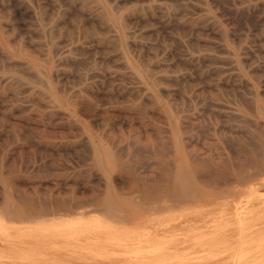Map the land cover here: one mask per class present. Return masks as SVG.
I'll return each instance as SVG.
<instances>
[{"label":"rangeland","instance_id":"1","mask_svg":"<svg viewBox=\"0 0 264 264\" xmlns=\"http://www.w3.org/2000/svg\"><path fill=\"white\" fill-rule=\"evenodd\" d=\"M22 1L0 0V75L15 74L41 88L45 82L58 107L26 97L22 85L0 81V239L33 242L31 248L39 253L30 260L12 257V248L0 244V264H158L148 258L135 261L123 252L139 243L146 251L142 244L155 238L168 245L178 241L177 252L197 251L202 243L207 253L200 264H215V243L231 244L232 264H247L244 253L252 252L254 243L227 236L240 228L234 223L236 206L252 207L264 185L233 182L225 196L155 210L140 204L129 173L109 155H121L137 175L154 178L189 155L227 160L229 167L243 158L245 162L253 136L264 131V0H127L120 5L116 0H26L33 14ZM25 63L38 64L40 70ZM128 67L139 73L142 83L116 78ZM192 181L206 193L217 186L202 177ZM16 192L37 203L49 202V208L52 199L85 201L109 194L119 213L95 211L88 204L78 209L84 213L27 218L6 210L5 199L15 202ZM239 217L244 225L255 221L251 228L264 229L261 208ZM197 224L204 228L188 229ZM172 225L175 229L168 233ZM56 239L62 241L52 244ZM257 260L250 264H264V256ZM182 261L178 264L190 260Z\"/></svg>","mask_w":264,"mask_h":264},{"label":"bare ground","instance_id":"2","mask_svg":"<svg viewBox=\"0 0 264 264\" xmlns=\"http://www.w3.org/2000/svg\"><path fill=\"white\" fill-rule=\"evenodd\" d=\"M127 0H116V5H120L124 2H126ZM157 1V0H155ZM63 2V1H62ZM92 2V1H90ZM89 2V3H90ZM20 3V2H19ZM23 5L26 7V9L28 10L29 13L33 14V11L31 9V7L29 6L28 2L26 0L22 1ZM93 3V2H92ZM212 3V2H211ZM110 4V3H109ZM264 4V3H263ZM262 4V5H263ZM69 5V4H68ZM94 5V4H91ZM189 5V4H188ZM114 6V4H113ZM255 6V5H254ZM261 6V5H260ZM97 7V6H95ZM192 7V6H191ZM101 8V7H100ZM113 8V7H112ZM182 8V7H181ZM180 8V9H181ZM264 8V6H263ZM18 9V8H17ZM99 9V8H98ZM107 9V8H106ZM23 10V9H21ZM199 10V9H198ZM159 11V10H158ZM185 11V10H184ZM199 11H202L199 10ZM204 11V10H203ZM165 12V11H164ZM261 12V11H260ZM103 13V12H102ZM245 13V12H244ZM163 14V13H161ZM175 14V13H174ZM254 14V13H253ZM101 15V14H100ZM99 15V16H100ZM248 16V15H247ZM248 18V17H247ZM264 18V17H263ZM137 19V18H136ZM251 19V18H250ZM208 20V19H205ZM248 20V19H247ZM175 21V20H174ZM250 22V21H249ZM199 23V22H198ZM201 23V22H200ZM244 23V22H243ZM231 24V23H230ZM177 25V24H176ZM163 26V25H162ZM170 26V25H169ZM178 26V25H177ZM181 26V25H180ZM123 27V26H122ZM243 27V26H242ZM241 27V28H242ZM178 28V27H177ZM163 29V28H162ZM181 29V28H180ZM174 30V29H173ZM255 30V29H254ZM258 31V30H256ZM167 34V33H166ZM244 35V34H243ZM172 37V36H171ZM174 38V37H173ZM9 41V40H8ZM152 45V44H151ZM18 47V46H17ZM64 47V46H63ZM62 47V48H63ZM140 47V46H139ZM145 47V46H144ZM175 48V47H174ZM74 49V48H73ZM3 50V49H2ZM161 50V49H160ZM258 50V49H257ZM67 51V50H66ZM18 52V51H17ZM16 53V52H15ZM22 53V52H21ZM121 54V53H120ZM236 55V54H235ZM214 56V55H213ZM239 60V59H238ZM47 60L45 59V62ZM70 61V60H69ZM81 61V60H80ZM85 61V60H84ZM124 63V62H123ZM6 64V63H5ZM227 64V63H226ZM26 66H31L32 68H34L36 71L40 70L38 64L32 63L28 64L25 63ZM55 66V65H53ZM123 66V65H122ZM162 66V65H161ZM47 68V67H46ZM155 70V69H154ZM102 71V70H101ZM105 72V71H103ZM108 74L112 73L110 71H107ZM46 73V72H45ZM106 74V73H105ZM107 74V75H108ZM118 76L116 78L120 77H124L129 79L131 82L133 83H142L139 73L132 69V68H126L124 71L122 72H118L116 73ZM115 75V74H113ZM49 77V76H48ZM186 77V76H185ZM41 78V77H40ZM103 78V77H102ZM36 79V78H35ZM123 79V78H122ZM146 79V78H145ZM4 81L5 83H8L9 85L14 86V83H17V85H22L25 90L27 92V94L25 95L26 97L31 98H39L45 105L50 106L51 108H57L58 107V103L57 100L55 99V97L51 94L50 91H47V88L45 89V82L43 83L42 81L40 82L41 86H43V88L41 87H35L34 85H31L25 81H23L19 76L15 75V74H7V75H0V81ZM44 81V80H43ZM127 81V80H126ZM172 81V80H171ZM177 81V80H176ZM175 82V81H174ZM156 83V82H155ZM2 85V82H1ZM2 88V87H0ZM7 88V87H6ZM16 88V87H15ZM2 91V90H1ZM19 91V90H18ZM3 93V92H2ZM98 94V93H97ZM151 94V93H150ZM130 95V94H129ZM180 95V94H179ZM207 95V94H206ZM1 97V96H0ZM240 97V96H239ZM20 98V97H19ZM64 98V97H63ZM2 99V98H1ZM6 99V97H5ZM4 99V100H5ZM87 100V99H86ZM85 100V101H86ZM244 100V99H242ZM32 101V100H31ZM34 102V101H33ZM39 102V100H38ZM250 102V101H249ZM32 103V102H31ZM63 104V103H62ZM253 104V102H252ZM39 105V103H38ZM208 105V104H207ZM31 106V105H28ZM77 106V105H76ZM210 106V105H209ZM252 107V106H251ZM86 108V107H85ZM247 108V107H246ZM70 109V108H69ZM68 109V110H69ZM254 109V107H253ZM71 110V109H70ZM69 110V111H70ZM248 110H251V108L248 107ZM77 111V110H76ZM104 111V110H103ZM253 111V110H252ZM251 111V112H252ZM71 112H73L71 110ZM61 113L66 116L67 113L65 111H61ZM75 113V112H74ZM254 113V112H253ZM262 113L264 114V111H262ZM211 114V113H210ZM213 115V114H212ZM58 116V115H57ZM240 116V115H239ZM5 117V115H4ZM54 117V116H53ZM232 117V116H231ZM163 118V116H162ZM9 119V118H7ZM65 119V118H64ZM165 119V118H164ZM248 119V118H247ZM5 120V118H4ZM16 120V119H14ZM243 121L245 119H242ZM19 121V120H18ZM241 121V123L243 122ZM249 121V120H248ZM253 121V120H252ZM12 123V121H10ZM20 122V121H19ZM172 122V121H171ZM240 122V121H239ZM259 122V121H258ZM11 123L8 124L11 125ZM190 123L189 122H186ZM252 123V122H251ZM256 123V122H255ZM261 123V122H260ZM257 125L258 126H262L263 125ZM25 124V123H24ZM179 124V123H178ZM247 124V123H245ZM254 124V123H253ZM258 124V123H257ZM45 125V124H44ZM188 126V125H187ZM195 126V125H194ZM193 126V127H194ZM6 127V126H5ZM7 127V128H8ZM189 127V126H188ZM256 127V128H257ZM5 128V129H7ZM47 128V127H46ZM204 127H202L203 129ZM71 130V129H70ZM248 130V129H247ZM261 130V129H260ZM259 130V131H260ZM7 131V130H5ZM33 131V129H32ZM250 131V130H249ZM246 131V132H249ZM245 132V133H246ZM202 133V132H201ZM257 133V132H256ZM66 134V133H63ZM247 134V133H246ZM250 134V133H249ZM35 135V134H34ZM68 135V134H67ZM252 135L249 136L250 138H252ZM9 136H11L9 134ZM8 136V137H9ZM25 136V135H24ZM65 136V135H64ZM3 137V135H2ZM48 137V136H47ZM53 138V137H52ZM65 138V137H64ZM68 138V137H67ZM222 138V137H221ZM11 139V137H10ZM241 139V138H238ZM245 139V138H244ZM249 139V138H248ZM97 140V139H96ZM149 140V139H147ZM254 140V141H253ZM253 140L250 139V142L253 141V144L246 149L247 152V159L245 158V162H243L244 158L242 160H239L238 155L234 156L235 154H233L234 157V161L237 162V160H235L236 158H238V162L237 164H234V167H229V165H227L228 161H210L208 158V160H201L198 159L197 156L194 155H189L188 158H185L183 160H180L179 162V166L177 168L174 169H169V168H164L161 172H160V177H143V176H139L137 175L135 172H133L131 170V167L128 163H125L124 161H121V155L118 157H115L113 154L110 153V158L111 161L117 165L119 168H121L122 171L128 172L130 177L132 178V185H131V189L135 192H137V197L140 198V204L141 205H150L152 206V209L158 210V209H165V208H169L171 209V207L177 205L178 203H183L185 201L191 200V199H196V200H200L202 198H206L208 196L214 195L215 197H219L222 196V194L225 191L229 190V187L231 185V183L235 184V183H245L255 180L254 184H259V185H264V179L262 178V176L264 175V131H260L259 133L255 134L253 136ZM1 141V138H0ZM242 141V140H241ZM30 142H32V140H30ZM97 142V141H96ZM111 142V141H110ZM243 142V141H242ZM245 142V140H244ZM58 143V142H57ZM169 144V142H165L164 145ZM237 143V142H236ZM21 144V143H20ZM35 144V143H33ZM233 144V142H232ZM235 144V143H234ZM244 144V143H239ZM237 146H240V145ZM246 144V143H245ZM24 145V144H23ZM22 145V146H23ZM160 145V144H159ZM236 145V144H235ZM2 146V145H1ZM5 146V145H4ZM35 146V145H34ZM38 146V144H37ZM41 146V145H40ZM142 146V145H141ZM168 146V145H166ZM172 146V145H171ZM169 148H172V147ZM6 147V146H5ZM77 147V146H76ZM144 147V146H143ZM234 148V146H232ZM243 147V146H241ZM28 148V147H27ZM41 149V147H39ZM121 148V147H120ZM119 148V149H120ZM141 148V147H139ZM165 148V146H164ZM191 148V147H190ZM246 148V147H245ZM13 149V148H12ZM17 149V146H16ZM138 149V148H137ZM229 149V147H228ZM142 150V149H141ZM147 150V149H146ZM245 150V149H244ZM63 151V150H62ZM121 151V150H120ZM137 152H139V150H136ZM143 151V150H142ZM117 152V151H116ZM150 152V150L148 151ZM171 150L168 152L170 154ZM234 152V151H233ZM237 152V151H236ZM92 153V152H91ZM118 153V152H117ZM116 153V154H117ZM140 153V152H139ZM151 153V152H150ZM231 153V152H230ZM239 153V151H238ZM246 153V151H245ZM244 153V154H245ZM137 154V153H136ZM242 154V153H241ZM124 155V154H123ZM232 155V154H231ZM93 156L95 158L98 157L97 153H94ZM141 156V155H140ZM164 157V155H162ZM203 156V155H202ZM243 156V154H242ZM120 157V159H119ZM123 157V156H122ZM143 157H147L144 156ZM142 157V158H143ZM167 159V157H164ZM169 158V157H168ZM173 158V157H172ZM131 159V158H129ZM128 159V160H129ZM150 159V156H149ZM226 159V158H225ZM147 160V159H146ZM163 160V159H162ZM165 160V159H164ZM163 160V161H164ZM168 160V159H167ZM224 160V159H223ZM9 161V160H8ZM166 161V160H165ZM164 161V162H165ZM168 162H170V166H171V160H168ZM249 162V163H248ZM136 163V162H135ZM155 163V162H154ZM247 163V166L249 169H247L245 167ZM134 164V163H133ZM157 164V163H155ZM186 165V171H185V167L184 165ZM60 165V164H59ZM150 165V164H149ZM158 165V164H157ZM161 165V164H159ZM233 165V164H232ZM250 165V166H249ZM12 166V165H11ZM163 166V165H162ZM51 167V166H50ZM184 167V168H183ZM60 168V167H59ZM140 167H138L139 169ZM247 170H246V169ZM62 169V168H61ZM5 172V171H4ZM152 172V171H151ZM154 172V171H153ZM9 173V172H8ZM155 173V172H154ZM153 175V173H151ZM112 175V174H111ZM157 175V174H156ZM3 176H5V178L8 176H6V174H4ZM194 177H199V178H205L207 181H214L217 182L216 183V187L214 185V189L213 191H210L208 193L204 192L201 190V187L197 186L196 183H194L192 181V179ZM4 178V180H5ZM85 178V177H84ZM0 179H2V174L0 173ZM7 179V178H6ZM98 180V179H97ZM206 181H204L205 183ZM203 183V182H202ZM203 183V184H204ZM64 184V183H63ZM206 184V183H205ZM212 185V184H211ZM240 184H235L233 186H238ZM194 186L197 187V190L194 189ZM207 186V184H206ZM212 187V186H210ZM233 188V187H231ZM102 191V190H101ZM22 192V191H21ZM233 192V191H231ZM238 192V191H237ZM262 192V191H261ZM103 193V192H102ZM236 193V192H235ZM229 194V193H228ZM15 196V202L13 200H11L10 198L5 199L4 201V205L6 207L7 212L9 213H17L19 216H24V217H37L40 215H55L56 213H62L65 215H69V214H75V212L78 213H84V212H80L78 209H82L84 208L86 205L90 204L92 209H94L95 211H104L105 213H110V214H117L119 213V210L115 207L114 203H113V198L112 196H110L108 194V196H106L105 198H99L98 196H93L91 198H87L85 201L81 200V199H76L73 202H64V201H53L55 199H52V207L49 208V205L47 206V203L49 202H44L42 201L41 203H37L36 200H33L31 198H29L28 196L24 195L23 193L20 192H16L14 194ZM116 199L119 197V195L115 194ZM223 196H225L223 194ZM212 197V196H211ZM162 200H164V203L162 204ZM41 201V200H40ZM49 201V200H48ZM168 201V202H167ZM224 201V200H223ZM222 201V202H223ZM249 201V199L247 200ZM54 202V203H53ZM161 203V204H159ZM190 203V202H189ZM257 205V206H256ZM227 206V205H226ZM252 207H242L239 208L238 206H236V208L234 209L233 215H236L235 218H238L235 220L234 223H236L240 228H238L237 230H234V234L231 233L230 235L227 236V238L229 239V237L231 236H237L235 238L236 241L242 239V241L246 242L248 245H250L251 243H254V248L252 250V252H250V249L248 251H246L244 253V262H246L247 264H250L251 262H257L258 258L264 256V229L263 228H251L250 225H255L257 222L253 221L250 222L248 226L244 225V220L242 218L239 217V214H246L249 213L251 211H253V208H261L262 210H264V194H261L258 199L251 204ZM176 207V206H175ZM229 207V206H228ZM144 208V207H142ZM174 208V207H173ZM191 208V207H189ZM222 208V207H221ZM208 209V207H207ZM218 209V208H217ZM88 211V209H84L83 211ZM125 210V209H124ZM152 211V212H155ZM213 210V209H212ZM216 210V208H215ZM222 210V209H221ZM225 210H227L225 208ZM223 210V211H225ZM100 211V212H101ZM182 211V210H180ZM222 211V212H223ZM99 212V213H100ZM226 212V211H225ZM228 212V211H227ZM168 213V212H167ZM196 213V212H195ZM203 213V211L201 212ZM101 214V213H100ZM151 215V214H150ZM208 214H206L207 216ZM203 216H205V213L203 214ZM193 217V216H192ZM195 217V216H194ZM201 217V216H199ZM189 217H187L186 220H188ZM203 218V217H202ZM228 218V217H227ZM226 218V219H227ZM98 219V218H97ZM193 219V218H192ZM198 219V216H197ZM201 219V218H200ZM225 219V220H226ZM250 219H254L253 216L250 217ZM104 220V219H103ZM193 220H196L193 219ZM87 221V220H85ZM123 221V220H122ZM190 221V220H189ZM192 221V220H191ZM82 222V221H80ZM84 222V221H83ZM180 222V221H179ZM195 222V221H194ZM227 222H229V218L227 220ZM115 223V222H114ZM125 223V222H123ZM218 223V222H217ZM76 224V223H75ZM79 224V223H78ZM76 224V225H78ZM178 224V223H177ZM214 223H212L213 225ZM235 224V225H236ZM56 225V224H54ZM70 225V224H69ZM68 225V226H69ZM72 225V223H71ZM70 225V226H71ZM74 225V224H73ZM72 225V226H73ZM75 225V226H76ZM82 225V224H80ZM85 225V223L83 224ZM175 225V223H174ZM194 225V224H193ZM210 224V226H208V228L213 226ZM63 226V225H62ZM79 226V225H78ZM77 226V227H78ZM176 226V225H175ZM178 226V225H177ZM180 226V225H179ZM188 226V225H187ZM59 227V226H58ZM57 227V229H58ZM175 229L174 226L172 225L171 227L169 226L167 228V232H170V229ZM68 227L66 226V229ZM181 228H186V226H181ZM201 228H204V225L202 224H197L194 227H190L188 229L192 230H196L199 231L201 230ZM206 228V227H205ZM32 229V228H31ZM43 229V228H42ZM52 229V227H51ZM54 229V226H53ZM165 229V228H164ZM178 229V228H177ZM230 229V228H229ZM245 229H247V232H243ZM43 230H47V229H43ZM49 230V229H48ZM69 231V229H67ZM73 230V229H72ZM122 230V229H121ZM187 230V229H184ZM50 231V230H49ZM120 231V229H119ZM123 232L125 231L124 229L122 230ZM121 231V232H122ZM177 231V230H175ZM183 231V230H181ZM189 230H187L186 232H188ZM38 232V231H37ZM40 232V231H39ZM38 232V233H39ZM164 232H166L164 230ZM178 232V231H177ZM176 232V234H177ZM186 232L184 234H186ZM34 233V232H33ZM36 233V231H35ZM42 233V232H41ZM163 233V231H162ZM190 233V232H189ZM243 233V234H242ZM174 234V232H173ZM32 235V234H31ZM45 235V234H44ZM52 235V234H51ZM85 236V235H84ZM88 236V235H87ZM86 236V237H87ZM90 236V235H89ZM93 236V237H92ZM90 237L94 238L95 240H97V237L95 235H91ZM91 239V238H90ZM2 243V245H4V247H9V249L12 248V251L10 250L9 252H11V256L12 257H22L23 258H27L28 260L35 258L37 255H39V253H36V251L33 250L32 244L33 242L30 241H26V240H21V239H6V238H1L0 239ZM88 240V239H87ZM104 242V240L102 239H98ZM62 240L61 239H56L53 240L51 243L52 244H57L60 243ZM89 241V240H88ZM93 240H91L92 242ZM139 241V240H138ZM170 241V240H169ZM185 242H187L186 240H183ZM189 241V240H188ZM193 241V240H190ZM200 241V240H199ZM205 241V240H204ZM241 241V242H242ZM105 242H108L107 240H105ZM175 242V240L173 241ZM172 242V243H173ZM181 242V241H180ZM197 242V241H196ZM201 242H203V240H201ZM251 242V243H250ZM171 243V242H170ZM171 243V244H172ZM178 244V241L175 242ZM173 243V245H168V243H166V240L164 239H159V238H155L153 241H148L145 245L142 244L143 247H146L147 250L146 251H141L139 249V243L137 248H132V249H124L123 252L128 254V258L133 259L135 261H139L142 260L143 258H148L151 259V261H155L158 264L161 263H165V262H170L173 261L176 264L183 262L182 259L183 257H187L188 260L190 261H185L184 263H196V264H200L202 262V258L206 255L207 252H205V248L203 247L202 243H199V249L197 251H192L188 250L187 252H177L176 251V247L178 248L179 246L177 244ZM195 243V242H194ZM180 244V243H179ZM193 244V243H192ZM192 244H186L187 247H192ZM95 245V244H94ZM128 243H123V247H127ZM183 247V246H181ZM231 244H226V245H217L215 243V264H232V262L230 261V258L232 256V254H230V249H231ZM16 248V249H14ZM113 248V247H112ZM175 248V249H173ZM116 249V248H115ZM188 249V248H186ZM118 250V248H117ZM17 252L22 253V255H15ZM122 252V251H120ZM65 254V253H64ZM69 255V253H67ZM56 255V254H55ZM61 256V255H60ZM175 259V260H174ZM195 259V260H193ZM193 260V261H191ZM183 263V264H184ZM52 264V263H51ZM240 264V263H239ZM244 264V263H243Z\"/></svg>","mask_w":264,"mask_h":264}]
</instances>
